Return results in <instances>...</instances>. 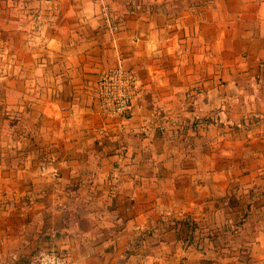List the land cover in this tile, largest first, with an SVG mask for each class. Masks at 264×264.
Here are the masks:
<instances>
[{
  "label": "crops",
  "instance_id": "crops-1",
  "mask_svg": "<svg viewBox=\"0 0 264 264\" xmlns=\"http://www.w3.org/2000/svg\"><path fill=\"white\" fill-rule=\"evenodd\" d=\"M118 60L128 117L95 90ZM50 247L264 264V0H0V264Z\"/></svg>",
  "mask_w": 264,
  "mask_h": 264
},
{
  "label": "built area",
  "instance_id": "built-area-1",
  "mask_svg": "<svg viewBox=\"0 0 264 264\" xmlns=\"http://www.w3.org/2000/svg\"><path fill=\"white\" fill-rule=\"evenodd\" d=\"M102 12L108 20L110 31L118 30L116 23L110 22L106 5ZM98 97V107L104 115H119L128 117L137 93V76L135 71L124 66L120 60L108 66L98 77L95 86ZM29 264H76L63 249L50 247L40 249Z\"/></svg>",
  "mask_w": 264,
  "mask_h": 264
},
{
  "label": "rangeland",
  "instance_id": "rangeland-1",
  "mask_svg": "<svg viewBox=\"0 0 264 264\" xmlns=\"http://www.w3.org/2000/svg\"><path fill=\"white\" fill-rule=\"evenodd\" d=\"M235 229H237V228H235ZM238 231H240V229ZM250 236H251V233H247V235L244 236L243 238L250 237ZM236 239H238V237H236L235 235H233L232 241H236Z\"/></svg>",
  "mask_w": 264,
  "mask_h": 264
},
{
  "label": "trees",
  "instance_id": "trees-1",
  "mask_svg": "<svg viewBox=\"0 0 264 264\" xmlns=\"http://www.w3.org/2000/svg\"><path fill=\"white\" fill-rule=\"evenodd\" d=\"M188 225H189V224H188ZM191 227H194V223H193V222L191 223ZM186 239H187V237H186ZM188 240H190V239H188Z\"/></svg>",
  "mask_w": 264,
  "mask_h": 264
}]
</instances>
